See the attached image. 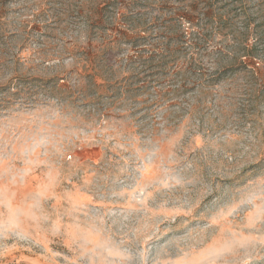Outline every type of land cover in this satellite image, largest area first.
<instances>
[{
	"label": "rangeland",
	"instance_id": "374dc122",
	"mask_svg": "<svg viewBox=\"0 0 264 264\" xmlns=\"http://www.w3.org/2000/svg\"><path fill=\"white\" fill-rule=\"evenodd\" d=\"M0 264H264V0H0Z\"/></svg>",
	"mask_w": 264,
	"mask_h": 264
}]
</instances>
